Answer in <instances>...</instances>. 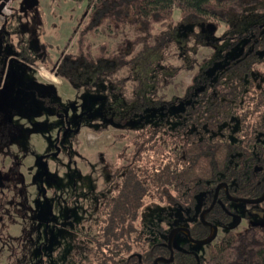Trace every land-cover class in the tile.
I'll return each instance as SVG.
<instances>
[{
	"label": "trees",
	"instance_id": "trees-1",
	"mask_svg": "<svg viewBox=\"0 0 264 264\" xmlns=\"http://www.w3.org/2000/svg\"><path fill=\"white\" fill-rule=\"evenodd\" d=\"M83 16L76 28L75 52L61 50L57 61L52 47L43 41L36 55L20 34L13 45L14 33L7 30L10 21L6 18L8 26L0 30V38L11 39L13 57L9 86L0 94V154L10 156L8 147L33 134L24 133L19 120L22 114L31 119L43 110L28 103L39 95H55L53 87L35 88L33 79L26 76L27 64L44 66L80 92L101 94L104 120L99 129L112 125L138 132L123 149L124 164H108L110 182L97 192L104 195L98 203V221L94 231L83 235L91 247L87 264H155L158 258L169 257L163 237L168 229L161 222L151 226L148 215L144 216L148 204L150 209L159 206L160 215L165 208L193 216L198 196L203 194L202 211L211 205L221 183L235 198L255 199L264 194V73L260 70L264 65V0H93ZM223 23L231 29L223 34L222 45L198 62L191 53L198 44H215L214 33ZM105 28L121 34V42L93 49L91 37ZM172 50L183 57L174 73L195 66L197 71L182 96L167 98L158 95L157 89L171 77L172 71L162 63ZM16 64L21 76L13 82L11 66ZM58 116V123L63 119L65 125L60 111ZM44 122L51 126L45 131L55 126ZM71 135L55 138L56 153ZM12 156L9 178L0 176L1 220L11 215L9 200L16 205L14 212L21 211L19 199L26 191L19 176L21 163ZM230 202L222 188L205 221L227 227L236 214ZM194 216L190 235L204 240L211 229L199 213ZM3 235L0 231L1 240ZM189 245L187 241L174 248L172 263L159 264H264V224L225 233L205 258L191 252ZM19 248L13 246L9 263L20 259L19 264H29L31 250L25 249V257L20 258Z\"/></svg>",
	"mask_w": 264,
	"mask_h": 264
},
{
	"label": "rangeland",
	"instance_id": "rangeland-1",
	"mask_svg": "<svg viewBox=\"0 0 264 264\" xmlns=\"http://www.w3.org/2000/svg\"><path fill=\"white\" fill-rule=\"evenodd\" d=\"M92 3L93 0H8L0 13V30L8 26L4 22L9 20L10 27L7 30L14 33L13 45L18 42L16 34H20L22 41L36 55L43 41L52 47L50 50L53 60L57 61L62 58L61 50H64V54L75 52L76 28L84 21L83 15L85 11H89ZM238 22L240 19L234 25ZM230 29L231 25L223 23L214 33L218 41H214L213 45L198 44L196 52H192L191 56L198 62L209 57L223 43L222 36ZM122 37L118 32L100 29L97 36L91 37L93 49L106 42L113 46L121 42ZM10 40L6 37L0 38L1 95L10 83L9 63L13 57ZM162 64L172 74L167 78L168 82L157 89L158 95H165L167 98L182 96L187 85L191 83L197 66L194 70L184 68L174 73L175 68L183 64L181 53H175L174 50ZM11 70L12 79L13 74L15 75L14 82L16 77L21 76V70L18 64L14 68L11 66ZM260 70L264 73L263 64ZM26 76L33 79L37 89L45 87L48 90L53 87L55 95H39L38 99L33 98L28 103L29 107L33 103L37 109L43 110L31 119L22 114L19 120L24 126V133L30 131L33 134L29 139L14 142L7 148L10 156L14 154L15 159L21 163L19 176L26 191L19 199L20 205L22 203L21 213L19 210L13 211L16 205L9 200L7 206L11 215L9 217L7 213L3 221L0 219V231L4 234L2 240L0 239V264H10L9 256L13 252V246L17 245L21 250L20 258L25 257V249L31 250L29 264H87L91 247L83 235L87 231H94V225L98 221V203L104 195L97 192L110 182L108 164L114 167L124 164L123 149L138 130L132 127L116 128L112 125L99 129V122L104 120L101 94L80 92L44 66L27 64ZM58 111L62 116L68 115L71 127L78 130L61 143L57 157H53L56 152L53 148L55 138L63 134L66 128L63 119L58 123ZM86 111V118L76 119L77 115ZM90 119L94 121L91 123ZM45 120L55 125L49 132L45 130L51 126L48 127ZM10 156L0 154L2 179L9 178L14 158ZM202 197L203 194L198 196V206L194 214L196 217L202 212ZM229 206L236 214L227 227L218 229V235L211 244L190 243V250L199 257H207L210 246L218 243L225 233L264 224V208L261 204L231 201ZM150 207L149 204L146 206L144 216L148 215L147 221L153 228L161 223L168 230L187 228L195 219L194 215H185L179 209L163 208L164 214L160 215L159 206L152 209ZM163 237L166 239L167 234ZM187 241L186 235L179 234L174 244L181 248ZM21 261L19 259L16 264Z\"/></svg>",
	"mask_w": 264,
	"mask_h": 264
},
{
	"label": "water",
	"instance_id": "water-1",
	"mask_svg": "<svg viewBox=\"0 0 264 264\" xmlns=\"http://www.w3.org/2000/svg\"><path fill=\"white\" fill-rule=\"evenodd\" d=\"M7 1L8 0H0V13H2V10L4 9L5 4H6ZM14 77H15V75L13 74V79H14ZM221 188L225 189V192L227 194V198L229 200L233 201V202H241V203H246V204H260V203L264 202V194L260 198H255V199H244V198L239 199V198L232 197L229 194L228 186L225 183H221L215 189L214 198H213V201H212L210 207L205 209V210H203L202 213L200 214L201 221L212 229V234L208 238H206L204 240H194L191 237V235H190V230L189 229H187V228H174L173 230H171V232L169 234V237H168V246L169 247H172L174 237L180 231H183V232H185L187 234L190 242H193V243H196V244H199V245H208V244L212 243L216 239L217 234H218V227L216 225L212 224V223L206 222L204 217H205V214L208 213L209 211H211L213 209V207L215 206V204H216V202L218 200L219 192H220ZM172 255H173V252L171 253V256ZM159 261H166V260L164 258H158L157 260H155V264H158Z\"/></svg>",
	"mask_w": 264,
	"mask_h": 264
},
{
	"label": "flooded vegetation",
	"instance_id": "flooded-vegetation-1",
	"mask_svg": "<svg viewBox=\"0 0 264 264\" xmlns=\"http://www.w3.org/2000/svg\"><path fill=\"white\" fill-rule=\"evenodd\" d=\"M84 113L85 112H82L81 114H79V115H77V117H76V119H78V120H80L83 116H85L84 115ZM64 121H65V131H64V133H63V135H64V137H66L68 134H70L71 132L73 133V131L74 132H77V130L78 129H76V128H73V127H71V122H70V119H69V116L68 115H64ZM79 124V123H78ZM79 127V126H78ZM55 146H57V145H55ZM61 148H60V146H59V149L57 150V153L59 152V150H60ZM56 153V152H55ZM57 153H56V155H57ZM222 189V188H221ZM225 190V189H224ZM229 200V199H228ZM213 201V200H212ZM218 201V200H217ZM233 202V201H232ZM261 204V203H260ZM210 207V206H209ZM208 207V208H209ZM207 209V208H206ZM205 210V209H204ZM203 211V210H202ZM202 213V212H201ZM207 214V213H206ZM205 214V215H206ZM201 218V217H200ZM205 218V217H204ZM215 225V224H214ZM217 226V225H216ZM218 227V226H217ZM210 228V227H209ZM220 227H218V229H219ZM222 228V227H221ZM187 229H189V227H187ZM211 229V228H210ZM170 231H171V229L170 230H168V233H167V240H166V243H167V246H168V237H169V234H170ZM179 234H183V235H186L187 236V234L185 233V232H183V231H180L179 233H177V235L174 237V240H175V238L179 235ZM212 234V229H211V232H210V235ZM209 235V236H210ZM218 235V234H217ZM208 236V237H209ZM207 237V238H208ZM187 239H188V241L190 242V240H189V238H188V236H187ZM174 240H173V244H172V247H169L168 246V248H169V251H170V253H169V257L167 258H164V257H161V258H164L166 261H159V262H165V263H172L173 261H174V248H176V249H179V248H177L176 247V245L174 244ZM190 243H193V242H190ZM211 244V243H210ZM191 251V250H190ZM173 252V255L171 256V253ZM191 252H193V251H191ZM159 262H158V264H159Z\"/></svg>",
	"mask_w": 264,
	"mask_h": 264
}]
</instances>
